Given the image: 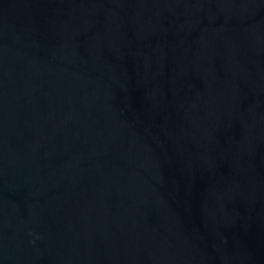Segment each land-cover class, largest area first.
Listing matches in <instances>:
<instances>
[{
    "label": "water",
    "instance_id": "obj_1",
    "mask_svg": "<svg viewBox=\"0 0 264 264\" xmlns=\"http://www.w3.org/2000/svg\"><path fill=\"white\" fill-rule=\"evenodd\" d=\"M0 264H264V0H0Z\"/></svg>",
    "mask_w": 264,
    "mask_h": 264
}]
</instances>
